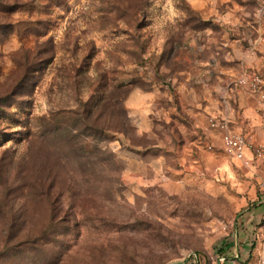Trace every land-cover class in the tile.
<instances>
[{"label":"rangeland","instance_id":"1","mask_svg":"<svg viewBox=\"0 0 264 264\" xmlns=\"http://www.w3.org/2000/svg\"><path fill=\"white\" fill-rule=\"evenodd\" d=\"M246 70L264 0H0V264H264Z\"/></svg>","mask_w":264,"mask_h":264},{"label":"built area","instance_id":"2","mask_svg":"<svg viewBox=\"0 0 264 264\" xmlns=\"http://www.w3.org/2000/svg\"><path fill=\"white\" fill-rule=\"evenodd\" d=\"M233 84L235 87L245 89L254 98L256 112L260 116V126L264 131V75L254 70H246L234 80ZM207 124L211 129L221 131V148L228 157L244 163L245 166H249L252 159L264 161V142H256L251 136L248 138L243 133L230 129L224 118L210 116ZM248 153L250 158L247 157ZM260 224L264 227V213Z\"/></svg>","mask_w":264,"mask_h":264},{"label":"crops","instance_id":"3","mask_svg":"<svg viewBox=\"0 0 264 264\" xmlns=\"http://www.w3.org/2000/svg\"><path fill=\"white\" fill-rule=\"evenodd\" d=\"M243 91L247 94L246 101H247L248 107L244 111L245 118L243 119V121H241V123L244 124V122H246L247 124L246 130L250 131L249 134L256 142H264V131H262L261 126H260V116L256 112V102L254 98L249 94L248 91H246L245 89ZM224 119L227 120L230 129L236 132L242 133V131L238 130L231 121H229L227 118H224ZM249 125L251 126L248 127ZM254 212H255L253 215L254 220L252 221L251 228L254 227V225H257L259 223V219L261 218L262 213H264V207L261 206L260 208L256 209Z\"/></svg>","mask_w":264,"mask_h":264}]
</instances>
